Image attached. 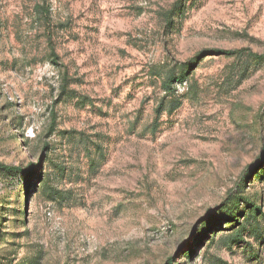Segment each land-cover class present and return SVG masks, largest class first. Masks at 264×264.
Here are the masks:
<instances>
[{"label":"rangeland","instance_id":"rangeland-1","mask_svg":"<svg viewBox=\"0 0 264 264\" xmlns=\"http://www.w3.org/2000/svg\"><path fill=\"white\" fill-rule=\"evenodd\" d=\"M177 1L0 0V264H264V0Z\"/></svg>","mask_w":264,"mask_h":264},{"label":"trees","instance_id":"trees-1","mask_svg":"<svg viewBox=\"0 0 264 264\" xmlns=\"http://www.w3.org/2000/svg\"><path fill=\"white\" fill-rule=\"evenodd\" d=\"M190 0H178L177 2H175L171 8L168 10L167 13H165L164 15V26L166 28H170V29H177V27L180 26V20L183 17L184 14V10L186 7L187 2H189ZM42 5H37L35 11H37L39 14H43L44 18L46 19L47 16L49 14V9L47 7H45L44 5H46L47 0H41ZM212 53H219V52H212ZM231 55V54H230ZM247 58H253L256 61H264V58L262 57H255L253 55H246ZM197 59V58H196ZM195 61V60H194ZM194 61H190L189 63L183 64L177 71L174 70H170L168 72H166V74H164V78L162 79V82L160 84L161 90L164 93V97L161 99V101L159 102L157 108H156V112L158 114H160L163 110V106H166L167 109V113H171L173 111H175L176 109L179 108L180 105V101L177 100V97L175 95V89L173 88L174 85H176L177 83H183L185 81H187V72L189 70V67H193V62ZM65 81V79H63ZM64 91V90H63ZM66 91V90H65ZM66 94V93H65ZM169 99L166 103L165 100ZM10 167L4 166L2 164H0V172H7L10 171ZM24 177L27 176L25 174H23ZM256 178H260L262 176H264V169H260V171L256 172L255 174ZM36 180H41V178L39 176H36ZM43 181V180H42ZM42 189L43 192H47L49 193L51 191V186L49 184V180H45L44 182H42ZM53 197V195H52ZM53 199V198H51ZM243 213H246L244 215H247V221L251 219H253L254 221H257V219H259L261 216H263L260 212V209L253 203H248L247 206L244 208L243 212H237V209L235 206H229L228 208H226V211H224L221 214V221L222 224H235L237 218H239V215ZM252 220V221H253ZM210 223L208 222L206 224V226H208ZM232 229H234V226H230ZM243 229H237L234 234L232 235V238L230 240V243L236 242V243H240L243 239ZM186 255H188L187 257H189V252L187 253V251L185 252Z\"/></svg>","mask_w":264,"mask_h":264}]
</instances>
